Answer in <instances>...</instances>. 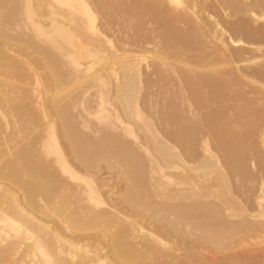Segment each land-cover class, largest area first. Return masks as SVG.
Returning <instances> with one entry per match:
<instances>
[{"label": "bare ground", "instance_id": "1", "mask_svg": "<svg viewBox=\"0 0 264 264\" xmlns=\"http://www.w3.org/2000/svg\"><path fill=\"white\" fill-rule=\"evenodd\" d=\"M93 1L103 10L120 3ZM137 1L163 18V27L134 46L141 49L154 42L159 46L155 51L159 65L165 63L163 47L172 44L173 36L180 38L181 29L198 39H210L213 45L199 64L206 71L193 74L177 69L176 94L185 108L173 105L160 113V126L152 123V132L150 122L148 126L144 122V108L138 107L137 94L144 82L140 64L104 48L86 0L36 3L35 12H45L50 21L68 19L69 49L62 56L55 52L53 33L59 27L52 31L22 28L18 15L33 8L29 0L23 4L0 0V264H264L262 250L255 257L238 250L245 235L264 230L261 198L253 200L256 211L249 214L237 203L211 201V185L198 181L208 169L219 170L210 138L217 140L230 172L244 160L240 150L244 136L230 131L234 119L224 127L227 135H221L220 121L210 113L212 117L199 114L195 107L205 90L250 78L240 66H216L244 61L243 49L232 48L230 42L244 44L232 36L253 39L263 34L262 26L255 23L264 18V0ZM218 10L225 20L213 16ZM76 12L91 19V31ZM238 18L244 19L229 20ZM224 25L232 35L227 39L218 31ZM123 40L134 44L126 37ZM78 42L88 43L91 50ZM79 59L93 64L81 71ZM39 70L45 71V78ZM262 74L256 70L251 76ZM64 86L69 88L59 91ZM78 86L98 87L99 110L112 87L109 98L118 112L88 122L90 115L98 114L96 101H89V95L80 99L87 89L70 97ZM141 103L153 109L150 102L141 99ZM131 104L135 107L132 120ZM24 129L33 135L29 150L23 148ZM196 146L203 160L180 172L185 157L196 158ZM98 163L108 170H97ZM230 173L216 177L217 186L228 194Z\"/></svg>", "mask_w": 264, "mask_h": 264}, {"label": "rangeland", "instance_id": "2", "mask_svg": "<svg viewBox=\"0 0 264 264\" xmlns=\"http://www.w3.org/2000/svg\"><path fill=\"white\" fill-rule=\"evenodd\" d=\"M23 1L24 0H21L22 4ZM37 1L38 0H29V3L33 8L30 11H28V13L21 12L18 15L19 25H21L22 28L25 26L27 29L31 28L36 31L38 28L39 31L40 30L52 31V29L54 30L56 29V27L57 28L59 27V29L53 31V33L55 34L54 40L56 42L55 52L59 53V55L62 56L64 55L63 53H65L64 51L69 49L68 41H66L67 36H65L67 34L66 27L69 24L68 19L64 16L63 17L61 16L59 18L57 17L58 18L57 21H53V20L50 21L49 19L46 18L45 12H43V15L40 12H35L36 10H34V8L36 7ZM45 1L51 2V0H45ZM59 1H65V0H59ZM86 1L88 2V5L90 6L94 14L93 19H94L95 27L102 35V36L99 35V40L100 42H103L104 48H106L110 52L111 50L114 52L117 51L118 53L116 52V54L122 53V56H124L126 60L136 59V61H138V63L140 64L142 70L141 77L142 80L144 79V82L142 84L143 85L142 90L139 91L137 94L139 98L138 107H140L141 109L144 108V114L146 116L144 122L146 125L150 122L148 125L150 127L149 128L150 132H152L151 130L152 123L156 127L160 126V120H159L160 113L168 112L173 105H176L178 107L181 106L182 108H185V106L181 105L180 103V95L178 96L176 94V92L179 91L178 89L180 88V83L178 84L175 74L179 67H180V72L186 71L188 69L191 70L193 74L195 73L201 74L204 71H206L205 68L200 69V65H202L205 62L206 55L208 54V46H213L211 43H209L210 39H205V41L198 39L192 36L191 34L183 31V29H181L180 35H177L180 36V38L179 37L176 38L172 35L173 36L172 44L167 46L166 48L163 47L164 48L163 55H164L165 63L162 64L161 66V64L159 65L158 62L156 63L157 59L155 58L156 56L155 51L158 50L159 46L157 47L154 44V42H150L147 45H142L141 49L139 47H134L135 44H137L136 42L138 40H142V38H144L145 36L149 37L154 29L161 27V25L163 24V18L159 12H157L156 10L150 7L147 6L145 7V5L141 4L137 0H120V3L117 6L114 5L113 8L104 9V10L99 8L98 6H95L96 5L95 1L93 0H86ZM55 4L56 6H59L57 5L58 4L57 2H55ZM171 7L174 9L176 8L174 5H171ZM220 13L221 12L218 10L213 14V16H218L219 18L222 19L223 16L222 13L221 14ZM42 16L44 18H41ZM75 16L78 17L79 19L81 18L83 23L89 28L91 22V19L89 17H87L86 15H82V13L80 12H76ZM26 17H28L29 19L26 20ZM243 19L244 18L229 19V20L233 23H239ZM223 20L225 19L223 18ZM52 22H54V24ZM249 23L253 24L251 21H249ZM255 25L262 26L263 34L253 39L245 38L241 36H236V37L232 36L229 30L226 28V25H224V27L221 26L218 30L219 32L224 33L223 36L224 39L225 38L227 39L228 36H232L233 40L241 39L242 42H244V44H238L236 46L235 44L230 42L232 48L243 49L244 61L238 62L236 63V65H230V66L219 64L216 66V68L233 69L235 66H240L241 71L244 74H248V78L249 77L250 78L249 79L246 78L245 83L240 84L237 82H233V84L228 86H219L209 89L208 91L205 90V95L203 94L201 101L195 103V107L197 108L196 112H198L201 115L212 114L213 116H215V118H217L220 121L219 124L217 125H219V127L221 128L219 129L221 130L222 133L221 135L224 136L227 135L226 133L227 131L224 127L229 120L234 119V123L230 125V127H232L230 131L232 132V134L241 133L244 136L243 141L241 142L240 145L241 146L240 150L242 149L244 154V160L242 163H239L238 165H234L232 171H230L231 173L226 168V165L222 160V152H220V150L218 149L217 140L214 139L213 137L210 138L208 141L209 148L211 150V153L217 159V166H218L217 168L219 170H216L215 167H212V169L211 168L208 169L209 170L208 173L204 174L203 176L200 175L198 181L205 186L211 185L210 188L211 196L209 197L211 201L214 202L216 201L215 203L217 204H223V203L230 204V202H234L235 204L237 203L242 207L248 208L247 213L249 214L250 213L253 214L256 211V209L254 208L255 203L253 200H255L256 202L257 197H260L262 203H264V18L257 20ZM210 27L211 26H208V28ZM89 31H91L90 28ZM59 35H61V37H57ZM125 37L128 38L130 41H134V44L126 45L123 40ZM78 43L82 44L83 47H85L86 49L91 50L88 43H87L88 45L83 42H78ZM250 43L255 45L253 46ZM257 48H259V50ZM63 57H67V56H63ZM102 57H103L102 53H99L97 55L98 60L102 59ZM63 60L64 63L70 66L69 60L67 59L66 60L63 59ZM78 61L82 66L80 68L81 71H84L86 67L89 66V64H93L91 60L85 61L84 59H79ZM115 61H116L115 59L111 60V64L114 67L115 65L113 64V62ZM93 67L97 68L98 65L95 66L94 64ZM155 67L159 69H156ZM256 70L262 71L263 74L260 77L251 76L252 72ZM39 73L45 78L46 76L45 71L39 70ZM157 75H159L160 79H157L158 78ZM109 83H110L109 85H112L111 82ZM75 86H77V84ZM64 88L67 89L69 88V86L68 87L64 86L62 88H59V91H61L60 89L63 90ZM86 89L87 88L78 86L77 88H75V90L70 91L71 93H69V95L71 97L76 92L81 93ZM111 89L112 87L110 88V90L107 91V94L105 92L104 103L100 108V110H102V113L98 109L99 90L97 86L87 89L84 94H82L83 92L81 93V95H83V98L80 97V99L86 100L87 95H89L87 99L89 101L93 99L97 103V104L95 103V107H96L95 112H98V114L95 113L94 116H92L93 114L90 115L88 119L92 118V120L90 119L88 122L93 121V119L94 122L95 119L97 122L98 121L97 118L103 115V113L112 115V113L116 111L118 112L117 110L118 107L115 104H113L109 98ZM140 98L142 100H145L146 102H150L153 109L151 108L148 109L147 106H143ZM64 99L66 100L67 97H65ZM129 109H130L129 110L130 119L132 120L134 118L132 114V112L135 110L134 104L133 106L131 104V106H129ZM219 113L221 114L222 117L220 116ZM212 115L210 116L212 117ZM106 116H110V115H106ZM127 122L128 121H125L124 125L127 128H131L130 123ZM24 133L22 134V140L24 145L23 148L24 150H29L28 146L33 144L32 143L33 135H31V133H29L27 129H24ZM128 139L130 140V137H128ZM8 143L10 144L12 143V141L11 142L9 141ZM195 151H196L195 159L191 160V158L188 157L184 158L183 156L184 162L183 165L180 166V172L182 173L186 172L187 168L194 167L203 160L201 153L202 150L196 146ZM181 169L182 170L185 169V170L182 171ZM97 170H108V169L104 168V165H100V163H98ZM225 172L227 174L230 173L229 176L230 187H231L230 194L224 192L225 191L224 188L222 189L221 187H218L217 186L218 183H216L217 174L218 173L226 174ZM101 176L105 177L106 175H101ZM1 183L2 181L0 179V184ZM232 210L234 211V209ZM262 219L264 220V217ZM6 230L8 233L10 232L9 233L10 235L14 234L13 231L9 229ZM240 245L241 246L238 247L239 248L238 250L250 257H255L259 255L261 250L262 252H264V230H261L260 232L253 234L252 233L247 234V236L245 235Z\"/></svg>", "mask_w": 264, "mask_h": 264}]
</instances>
